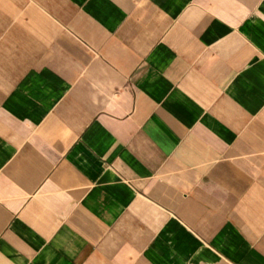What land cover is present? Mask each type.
<instances>
[{"label":"crops","instance_id":"crops-1","mask_svg":"<svg viewBox=\"0 0 264 264\" xmlns=\"http://www.w3.org/2000/svg\"><path fill=\"white\" fill-rule=\"evenodd\" d=\"M0 264H264V0H0Z\"/></svg>","mask_w":264,"mask_h":264}]
</instances>
